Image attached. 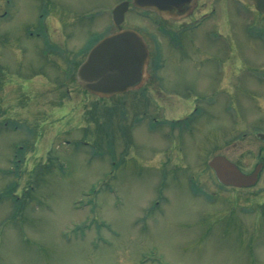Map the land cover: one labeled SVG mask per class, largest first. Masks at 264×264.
Segmentation results:
<instances>
[{"label":"rangeland","instance_id":"1","mask_svg":"<svg viewBox=\"0 0 264 264\" xmlns=\"http://www.w3.org/2000/svg\"><path fill=\"white\" fill-rule=\"evenodd\" d=\"M118 1L1 9L0 264H264V168L242 190L220 185L206 163L220 152L245 171L264 160V14L248 0H199L164 33L126 12L123 26L146 34L149 73L156 45L168 97L159 114H184L193 99L207 107L171 149L167 124L123 123L117 96L82 92L76 68L63 77L66 61L114 30ZM59 82L71 90L60 100ZM14 143L28 150L10 172Z\"/></svg>","mask_w":264,"mask_h":264},{"label":"water","instance_id":"2","mask_svg":"<svg viewBox=\"0 0 264 264\" xmlns=\"http://www.w3.org/2000/svg\"><path fill=\"white\" fill-rule=\"evenodd\" d=\"M191 1L131 0L135 6L150 8L162 15L183 13ZM251 2L257 11L264 13V0ZM127 7L128 1H123L113 8L112 19L117 30L93 44L77 69L78 83L99 96L126 91L139 83L145 73L148 50L143 38L137 31L120 26ZM257 135L264 140V133L260 131ZM207 163L219 183L235 187L255 184L261 170V164H257L252 171L243 172L224 155H215Z\"/></svg>","mask_w":264,"mask_h":264},{"label":"flooded vegetation","instance_id":"3","mask_svg":"<svg viewBox=\"0 0 264 264\" xmlns=\"http://www.w3.org/2000/svg\"><path fill=\"white\" fill-rule=\"evenodd\" d=\"M199 0H192V2L187 6V8L185 10L186 11V15L191 14L192 12H190V9L196 8V5L198 4ZM10 2V0H0V17H4L5 15H7V12L5 11H1V9H3V6H7L8 3ZM131 7V5H130ZM61 17L60 19V23H63L64 25H67L69 23H71V18L68 15V12H63L61 15H64ZM41 13H38V16H40ZM60 15V16H61ZM87 16L91 17V15L86 14ZM154 16L157 17V19H159L162 23H166L165 20H168L169 18H171L173 20V18L171 16H162L159 15L157 13L154 14ZM41 17V16H40ZM153 25L156 29H161L163 32H165L167 29L165 26L162 25L161 22L153 21ZM45 23V22H44ZM140 30V28H138ZM31 34L32 32L29 31ZM142 34V32H139ZM35 35H39L38 32L35 33ZM145 36L146 38V34H142ZM55 44V43H53ZM61 45V44H60ZM60 47V46H59ZM83 55H85V52L83 53ZM81 57H84V56ZM150 58H151V54H150ZM72 60V59H71ZM71 60L66 61L67 62V68L68 71L65 72V76H67V74L71 75L72 71H71V66L69 64V62ZM150 61V59H149ZM148 61V62H149ZM147 62V66L145 68V73L142 75L141 80L139 83H136L135 86L129 88L128 90L117 94V97L119 98V112H120V119L123 121V123L126 121L129 122H134V125H137V117H149L151 120L153 119V122L155 123V125H157V123L159 124H167L169 126L168 129H166L164 131V133H166V137L169 140L170 139V143L171 144V149H175V147L178 149L180 147V145L178 144V139L180 137H182L184 135V131H188L191 129L190 126L194 123L195 119L199 118L198 121H200V118H205L206 117V109L207 107H199L198 102L196 103L194 101V99L191 101H187L188 103H191V106L188 108V110H186V113L178 115V116H166V115H160L158 112V108L162 107V103L163 102H168V97L164 94V88L161 85V78H157L156 75L154 74V68L152 69V73L148 72L149 68V63ZM156 69V68H155ZM69 77V76H68ZM33 83H35L33 81ZM42 83L45 84V82L42 79ZM53 84V83H52ZM66 83H61L59 82V86L61 87V92L58 91L60 98H58L59 100L63 97L66 98V96L69 94V96L71 95V90L65 86ZM77 86V85H75ZM4 88V87H3ZM39 88V87H38ZM40 89V88H39ZM60 89V88H59ZM82 92H86L89 94V92H87L86 90L80 88ZM1 92V89H0ZM68 93V94H67ZM97 98V97H95ZM2 99V97H0V100ZM58 99L55 100V102L58 101ZM184 100H182L179 103H183ZM49 102V101H48ZM185 102V101H184ZM2 104V100L0 101V105ZM175 104V103H174ZM139 105V107H138ZM175 106V105H174ZM137 107H138V114H137ZM174 107H172L173 109ZM183 107H180L179 109H182ZM212 108V107H211ZM150 113V114H149ZM137 116V117H136ZM3 120L2 125L3 126H7L8 122L6 121V118H0ZM191 120V121H190ZM1 124V122H0ZM171 125V127H170ZM16 127V126H15ZM168 148H170V146H168ZM26 150H28L27 148L24 147L23 144H19L16 146H13V152H12V158H11V162L12 163H16L18 166L21 165L22 162L25 163V152ZM23 154V155H22ZM259 155V153H258ZM259 160L264 164V160L263 158L261 159V157L259 158ZM20 163V164H19Z\"/></svg>","mask_w":264,"mask_h":264}]
</instances>
